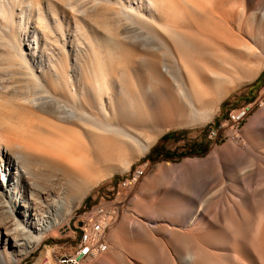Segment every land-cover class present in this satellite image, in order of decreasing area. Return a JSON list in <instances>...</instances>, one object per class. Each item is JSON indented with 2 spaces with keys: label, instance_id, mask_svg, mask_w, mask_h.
I'll list each match as a JSON object with an SVG mask.
<instances>
[{
  "label": "rangeland",
  "instance_id": "1",
  "mask_svg": "<svg viewBox=\"0 0 264 264\" xmlns=\"http://www.w3.org/2000/svg\"><path fill=\"white\" fill-rule=\"evenodd\" d=\"M153 1L0 0L1 154L13 143L38 152L29 157L34 178L21 154H7L0 219L8 221L6 207L22 221L18 209L33 201L31 191H43L39 183L58 188L52 205H62L51 216L61 226L39 244L29 238L19 264L70 256L84 215L111 204L136 168L144 173L115 206L106 252L83 264H264V236L255 235L264 205L231 221L221 216L235 188L264 192V0ZM188 4L203 12L185 18ZM122 5L139 14L124 19ZM246 106L239 126L227 123ZM59 119L65 126L55 128ZM45 140L53 146L48 159L40 154ZM71 184L84 196L77 207ZM201 215L222 222L207 233L160 228ZM5 244L0 238V249ZM7 249L20 260L19 248Z\"/></svg>",
  "mask_w": 264,
  "mask_h": 264
},
{
  "label": "bare ground",
  "instance_id": "2",
  "mask_svg": "<svg viewBox=\"0 0 264 264\" xmlns=\"http://www.w3.org/2000/svg\"><path fill=\"white\" fill-rule=\"evenodd\" d=\"M146 5L152 6V5H154V1L148 0ZM154 7H156V3H155ZM217 10H220V9L218 8ZM189 11H194V12H198V13L203 12V10L197 8V6H195L193 4H188L187 8L185 9V14H184L185 18L189 14ZM221 11H223V10L221 9ZM120 13L124 15V17H125L124 19H126V20H132V14H134V13H136L137 15L139 14L137 10H135L129 6H125V5H122L120 7ZM211 14L217 16V13H214L213 11ZM262 18L264 19V10H263ZM18 58L20 60V63H23L21 65L23 67H25L26 69H28L27 63L24 61V58L23 57H18ZM35 79L38 80V78H35ZM35 84L38 86L41 83H40V81H36ZM66 106H68L70 109H75L76 108L75 99L72 100L71 104H67ZM83 115H86V114L84 113ZM241 123L242 122H240L239 125ZM59 126H65V121L59 119L57 121V123L54 124L55 128L59 127ZM0 129L3 130V127H1ZM2 132H4V131H1L0 134ZM73 134H75V131ZM66 136H68V135H66ZM62 137H61V139H63ZM64 137H65V135H64ZM70 139H71V137H70ZM72 140H73V138H72ZM67 143L68 142H65V145ZM23 146L20 145L19 143H13L12 145H6V147L4 149L5 151L3 154H1L3 147L0 146V173L1 174L5 171H8V169L10 167V163H11L10 158L11 157H9L7 154L8 153L9 154H15L16 153V155L21 154V156L23 158L24 163L22 162L21 166L23 167L24 171L28 175H31L33 178L37 175V171L35 170L32 163L29 161V159H30L29 157H37V155H35V153H33V152H37L36 145L30 144V145H23ZM42 147H43V150L41 151L40 154L45 159L50 158L51 151L53 148L52 142H50L49 140L42 141ZM60 147L62 149H64V148L67 149V146H60ZM17 148H21L22 151H18ZM25 148H27V149H25ZM262 149L264 151V147H262ZM27 150H29V151H27ZM143 173H144V171L140 170V172L137 176V181H135V183L132 187H134L137 184L140 176L143 175ZM259 176L260 177L264 176V170H262V172H260ZM10 178H11V176H10ZM3 179H6V178L3 177ZM151 181L152 180H150L149 184H147V186L145 187V190H148L147 188L150 186ZM39 184H40V187L43 191L41 193H39L38 195H35L34 192L31 191L30 195L33 198L35 197L33 199V201H30V203H27L23 207H20L18 209L19 210L18 213L22 217V221H20L18 223V222H15V219L13 220L12 218H9V215H14V210L10 209V208L7 210L6 207L3 208L5 213L8 215V218H7L8 221H6L4 219H0V238H3L4 241L6 242L5 246L2 249H0V254L2 256V260H1L0 264H19L20 261L23 260L30 253L31 247L29 244L32 243L33 240L29 241V238L34 239V241L38 242V244H39L41 241V238H40L41 234H43L45 232L48 234L53 233L61 226L60 221H57L54 218H52L53 212L57 213L59 211V209H62V207H61L62 205H60L59 208L56 205H52V200H51V199H53V196L57 197V198L59 197V195H58L59 192H56L58 188L54 187L50 183L49 184L48 183L47 184L39 183ZM73 185H75V184L70 185V191H73L75 194H77V196L80 197V201H78V203L76 205V207H77L80 204V202L82 201L84 196L81 195L82 189L80 190V187L73 186ZM14 189H16V188H14ZM231 196H232V200H230L228 204H224V206H223L224 209H223L221 216L224 219V221L225 220L231 221L235 217H241V213L243 214V211L257 209V208L263 207V205H264V192L262 194H259V195L257 193L248 194V189L244 185H242L241 190H239L237 188L232 190ZM0 199H2V202H6V201H4L5 198L0 197ZM52 206H54L53 207L54 209H52ZM76 207H73V209L71 211H64V214H65L64 220H67L68 218H70L72 216L74 209H77ZM222 218L219 217L217 220H213V219L211 220V219H208L205 216L201 215V216L195 217L194 219L189 218L186 220V222H183L182 224H174L172 222L164 221L165 225L160 226V228H161V230H167L168 231L170 229H176V227H179L180 229L183 227L184 228L183 230L191 229L193 232L207 233V231H211L213 228H215L219 222H222V220H221ZM263 218H264V216H263ZM258 219H260V218L258 217ZM246 224H247V222H244V225H246ZM256 224H258V227L256 228L255 231H257V230L258 231H257V233H255V235L259 234L260 237H263L264 236V219L260 220V223H259V221H257ZM181 225H182V227H181ZM230 234L231 233L228 230H226L222 234V237H223V235H224V237H228ZM254 236H252V237H254ZM257 236H255V239ZM231 240H233V239H231ZM79 241H80V238H79ZM7 246L12 247L14 249L15 248L20 249V254L18 255L21 257L20 260L18 257H16V258L15 257H8L7 254H9V252H7V250H8ZM197 247H199V246H197ZM84 250H85V243H78L77 244V251H84ZM106 250H107V246H101V253L106 252ZM198 250H200V249H198ZM261 250H262V248H261ZM198 252H200V251H198ZM4 253H6L5 256H4ZM101 253H99V254H101ZM255 254H256V252H255ZM114 261L116 264H122L120 258L114 259ZM184 264H187V262L185 260H184Z\"/></svg>",
  "mask_w": 264,
  "mask_h": 264
},
{
  "label": "built area",
  "instance_id": "3",
  "mask_svg": "<svg viewBox=\"0 0 264 264\" xmlns=\"http://www.w3.org/2000/svg\"><path fill=\"white\" fill-rule=\"evenodd\" d=\"M249 111V106L240 108L229 115L227 123L233 127L239 126V123L246 119ZM210 137H217V133L212 131ZM140 170L141 168H136L121 181L111 204L100 201L86 215H84L80 221V241H78V243H85V250L77 251L76 245L74 252L70 254V256L59 259L60 264H82L86 261H92L98 257L99 253H101V246H108L104 240V236L106 230L117 218L118 209L115 206L120 202L122 197L130 191L135 181H137V176Z\"/></svg>",
  "mask_w": 264,
  "mask_h": 264
}]
</instances>
